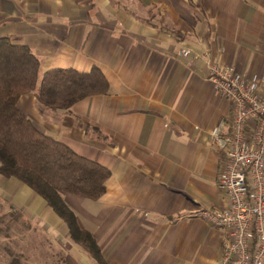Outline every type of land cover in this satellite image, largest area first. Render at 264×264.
I'll return each mask as SVG.
<instances>
[{
	"label": "crops",
	"instance_id": "1",
	"mask_svg": "<svg viewBox=\"0 0 264 264\" xmlns=\"http://www.w3.org/2000/svg\"><path fill=\"white\" fill-rule=\"evenodd\" d=\"M3 36L31 47L40 76L97 66L109 80L107 94L69 110L44 107L35 92L19 100L42 131L111 170L99 200L65 195L107 263L218 264L224 231L198 212L225 202V155L210 133L229 130L232 109L208 75L218 62L262 76L264 0H0ZM1 217L0 229L20 233L9 236L18 253L32 231L64 264H100L43 197L2 174Z\"/></svg>",
	"mask_w": 264,
	"mask_h": 264
},
{
	"label": "trees",
	"instance_id": "2",
	"mask_svg": "<svg viewBox=\"0 0 264 264\" xmlns=\"http://www.w3.org/2000/svg\"><path fill=\"white\" fill-rule=\"evenodd\" d=\"M40 71V59L30 46L0 37V174L31 187L67 223L73 240L100 264H108L93 234L80 227L65 195L99 200L111 170L42 131L19 108V100L35 92L44 107L69 110L84 98L107 94L109 80L97 66L90 72L54 68L40 76ZM12 250L5 264H32Z\"/></svg>",
	"mask_w": 264,
	"mask_h": 264
},
{
	"label": "built area",
	"instance_id": "3",
	"mask_svg": "<svg viewBox=\"0 0 264 264\" xmlns=\"http://www.w3.org/2000/svg\"><path fill=\"white\" fill-rule=\"evenodd\" d=\"M208 80L231 104L232 118L229 130L210 133L225 155L217 185L225 202L198 216L224 231L218 264H264V72L249 79L215 62Z\"/></svg>",
	"mask_w": 264,
	"mask_h": 264
},
{
	"label": "rangeland",
	"instance_id": "4",
	"mask_svg": "<svg viewBox=\"0 0 264 264\" xmlns=\"http://www.w3.org/2000/svg\"><path fill=\"white\" fill-rule=\"evenodd\" d=\"M8 221V220H7ZM2 222V221H0ZM26 225V223H24ZM1 226L0 229V258H3V260L7 259V255L11 254L12 249H14L13 243L17 245L19 243L20 238L13 240L7 237L6 234H9V236H19L20 233L16 229H7V227ZM28 228V227H26ZM23 231V230H22ZM25 232V231H23ZM32 231H30V237L29 241L27 240L26 246L23 248V255L29 254V257H31V254H35L38 261L30 262L32 264H64L63 258H61L59 255L53 254L52 251L49 250V246L47 243L49 242V239L46 236H41L36 238L35 234H31ZM3 240H6L3 242ZM56 250V248H55ZM15 253H18V251L14 250ZM10 259V257H9ZM6 263V262H5Z\"/></svg>",
	"mask_w": 264,
	"mask_h": 264
}]
</instances>
